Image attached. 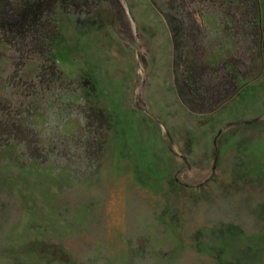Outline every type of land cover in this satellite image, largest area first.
Listing matches in <instances>:
<instances>
[{
  "label": "rangeland",
  "instance_id": "374dc122",
  "mask_svg": "<svg viewBox=\"0 0 264 264\" xmlns=\"http://www.w3.org/2000/svg\"><path fill=\"white\" fill-rule=\"evenodd\" d=\"M259 2L257 73L208 113L178 95L166 0L71 17L51 88L42 58L3 49L0 121L32 129L47 162L0 135V264H264ZM197 19L224 39L221 14Z\"/></svg>",
  "mask_w": 264,
  "mask_h": 264
},
{
  "label": "trees",
  "instance_id": "16d2710c",
  "mask_svg": "<svg viewBox=\"0 0 264 264\" xmlns=\"http://www.w3.org/2000/svg\"><path fill=\"white\" fill-rule=\"evenodd\" d=\"M102 1L108 0H0V54L8 48L42 58V83L51 88L57 81L64 82L56 65L62 56L53 47L64 39L71 17L81 27L92 25L94 21L89 16ZM166 5L178 95L191 111L211 112L257 73L256 61L261 58L263 47L260 2L166 0ZM210 12L221 14L224 22V39L220 43L211 39L206 25L197 19V15L203 18ZM84 13L85 18L81 19ZM99 113L105 120L106 116ZM0 135L5 136L6 145H21L34 161L47 162L42 158L46 149L32 129L9 120L0 121Z\"/></svg>",
  "mask_w": 264,
  "mask_h": 264
}]
</instances>
